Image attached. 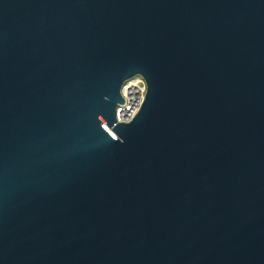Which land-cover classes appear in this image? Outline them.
<instances>
[{
    "label": "water",
    "instance_id": "water-1",
    "mask_svg": "<svg viewBox=\"0 0 264 264\" xmlns=\"http://www.w3.org/2000/svg\"><path fill=\"white\" fill-rule=\"evenodd\" d=\"M0 264H264V0H0Z\"/></svg>",
    "mask_w": 264,
    "mask_h": 264
},
{
    "label": "built area",
    "instance_id": "built-area-1",
    "mask_svg": "<svg viewBox=\"0 0 264 264\" xmlns=\"http://www.w3.org/2000/svg\"><path fill=\"white\" fill-rule=\"evenodd\" d=\"M145 92L146 83L141 75L136 74L124 81L121 87V94L124 98L125 105L120 104L119 107H117V119L120 121L128 120L141 105ZM127 105L130 106V108L129 110H126L127 112L124 114L123 112L125 111V106Z\"/></svg>",
    "mask_w": 264,
    "mask_h": 264
}]
</instances>
